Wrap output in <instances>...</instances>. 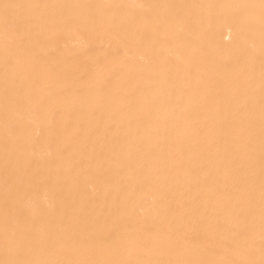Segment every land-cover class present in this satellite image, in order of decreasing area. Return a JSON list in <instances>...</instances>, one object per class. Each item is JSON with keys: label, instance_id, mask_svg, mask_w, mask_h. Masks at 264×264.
<instances>
[{"label": "bare ground", "instance_id": "obj_1", "mask_svg": "<svg viewBox=\"0 0 264 264\" xmlns=\"http://www.w3.org/2000/svg\"><path fill=\"white\" fill-rule=\"evenodd\" d=\"M0 264H264V0H0Z\"/></svg>", "mask_w": 264, "mask_h": 264}]
</instances>
